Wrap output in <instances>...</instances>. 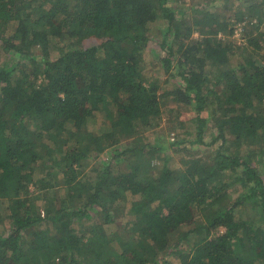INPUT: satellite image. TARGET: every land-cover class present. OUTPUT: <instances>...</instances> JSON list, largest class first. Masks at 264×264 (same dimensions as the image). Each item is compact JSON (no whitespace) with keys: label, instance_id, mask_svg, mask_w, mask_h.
I'll list each match as a JSON object with an SVG mask.
<instances>
[{"label":"trees","instance_id":"obj_1","mask_svg":"<svg viewBox=\"0 0 264 264\" xmlns=\"http://www.w3.org/2000/svg\"><path fill=\"white\" fill-rule=\"evenodd\" d=\"M0 264H264V0H0Z\"/></svg>","mask_w":264,"mask_h":264},{"label":"rangeland","instance_id":"obj_2","mask_svg":"<svg viewBox=\"0 0 264 264\" xmlns=\"http://www.w3.org/2000/svg\"><path fill=\"white\" fill-rule=\"evenodd\" d=\"M239 37V34L238 35H236V38H238ZM150 133V135H148L149 136V138L151 139V141L153 142V143H156V136L154 135V134H152V132H149ZM148 133V134H149ZM175 137V136H174ZM173 135H171V136H168V138H169V140L171 141V142H173ZM105 158V157H104ZM102 159V160H105V159ZM172 161H174L175 162V160H172Z\"/></svg>","mask_w":264,"mask_h":264}]
</instances>
